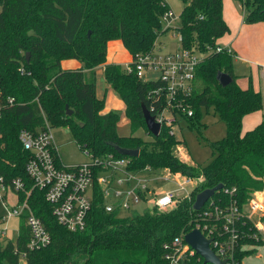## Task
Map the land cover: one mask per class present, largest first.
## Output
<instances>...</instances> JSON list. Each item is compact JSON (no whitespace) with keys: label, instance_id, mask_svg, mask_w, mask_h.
Listing matches in <instances>:
<instances>
[{"label":"trees","instance_id":"1","mask_svg":"<svg viewBox=\"0 0 264 264\" xmlns=\"http://www.w3.org/2000/svg\"><path fill=\"white\" fill-rule=\"evenodd\" d=\"M181 1L185 7L176 30L183 37L182 46L202 52L215 49L217 40L230 31L223 16L224 0ZM235 1L245 13V23L264 26V0ZM168 9L166 0H0V177L8 183L18 178L24 182L25 190L31 191V209L52 239L21 262L15 249L24 250L27 242L23 218L19 238L0 244V264H165L164 244L195 228L193 204L200 192L223 184L226 189L236 188L243 204L252 193L264 191V121L244 133L242 129L244 118L261 111L264 100L253 87L244 90L236 84L232 54L213 51L204 58L187 100L194 111L192 118H185L190 128L200 125L202 108H213L227 126L226 137L210 144L213 160L203 167L176 154L182 142L170 128L163 127L156 137L149 133L142 104L151 110L147 95L158 83H144L122 65L106 64L112 41H121L132 58L151 53L159 36L169 30H162V16ZM64 60H77L82 66L63 69ZM102 66L107 84L125 103L131 125L128 137L117 133L119 113H102L105 98L96 94V69ZM219 73L233 81L223 86ZM9 99H14L12 105ZM45 119L51 128H68L79 147L93 157H126L115 145L138 149V157H126L131 170L149 166L198 180L191 199L178 201L167 211L146 209L124 217L117 211L108 213L98 195L86 228L69 231L57 223L43 191L33 188L26 172L30 153L20 133L37 132ZM141 128L149 140L135 136ZM219 198L228 199L223 190L213 199ZM250 255L252 251L240 256Z\"/></svg>","mask_w":264,"mask_h":264},{"label":"built area","instance_id":"2","mask_svg":"<svg viewBox=\"0 0 264 264\" xmlns=\"http://www.w3.org/2000/svg\"><path fill=\"white\" fill-rule=\"evenodd\" d=\"M174 18L175 13L169 6L162 20ZM178 36L181 46L177 51L158 56L156 46L151 53L136 54L125 67L127 73L135 74L144 83H158V87L147 95L151 103L150 112L161 129L168 127L172 134H175L174 127L180 124V119L194 116L187 100L193 92L198 66L213 51L232 54L231 49L222 46H216L215 49L209 47L205 53L198 48L187 49L182 46L183 37L179 32ZM197 53L204 55L198 56ZM20 73L25 74L26 70L21 68ZM153 73L159 74L158 78H151ZM9 103L12 105L14 99H9ZM19 139L30 153L26 172L33 182V188L43 191L57 223L72 232L86 228L87 216L98 195L108 213H139L135 209L139 204H145V210L167 211L174 208L178 201L191 199L187 186L194 184L195 187L198 183L196 179L166 169L169 174L165 181L174 182L178 188L174 192L159 195L155 189L150 188L152 179L143 176L147 173L152 177L158 170L149 166L137 171L131 170L130 158H119L113 154L98 158L85 151L90 158L89 162L64 164L60 160L58 146L47 119L44 127L37 132L23 130ZM182 151L181 145L176 147L177 155ZM222 190L228 199L215 200L213 197L200 211H196L193 230H199L211 240L212 250L225 264H242V253H253L256 247H264V191L252 193L257 200L253 198L245 205L239 202L236 188ZM179 192L185 195L180 197ZM20 193L25 194L23 200L20 199ZM30 194L31 191L25 190L21 179L8 183L0 177V201L6 212L0 218V244L6 245L19 238L21 227L12 239L7 235L8 224L13 218H24L28 236L25 249H15L23 263L29 252L47 247L52 241L42 220L31 209L28 202ZM10 195L15 197V203L9 200ZM186 235L182 234L164 244L165 264H194L203 260L186 243Z\"/></svg>","mask_w":264,"mask_h":264},{"label":"rangeland","instance_id":"3","mask_svg":"<svg viewBox=\"0 0 264 264\" xmlns=\"http://www.w3.org/2000/svg\"><path fill=\"white\" fill-rule=\"evenodd\" d=\"M167 1L170 4V9L175 13V18L169 21L164 19L162 20V30H169L161 34L157 40L156 51L158 56H164L175 52L181 46L178 31L176 29L180 27V15L185 7V4L181 0ZM225 3L227 15L230 20L237 19V15L241 18V20L245 19V13L237 1L226 0ZM245 24L248 26V23ZM230 35L231 32L218 39L216 42L217 46L224 47L229 44L228 40ZM120 45L119 50L115 52L116 55L107 56V62L110 59H118L122 62L129 59L128 51ZM232 54L233 73L236 77V84L244 90L248 89L250 86L253 87L255 91H260L262 93L264 100V73L258 66L259 64L255 63V61H253L250 57L247 58L249 59V62H247L241 57L243 56L241 52H234ZM197 55L203 56L204 54L197 53ZM101 68L97 70L96 74V89L98 96L105 98V108L103 113H109L111 111L119 113L120 120L117 126V133L121 137H128L131 135V125L126 114L125 103L119 97L118 93L107 84L104 74L101 72ZM158 76L159 74L153 73L151 78L156 79ZM201 112L202 120L197 129L190 128L186 120L180 119V124L174 127V133L178 140L182 142L181 146L183 151L179 152L178 155H181L182 158L185 156L188 159V163L192 165L203 167L211 163L213 160V149L210 144L221 141L226 137L227 126L225 122L220 120L213 108L209 110L202 108ZM252 127L253 125L251 126L250 121L246 119V121L243 122V133L252 129ZM52 133L58 146L60 160L64 164L84 163L90 161V158L86 155L85 151L82 150L75 142L73 135L68 128H52ZM135 136L144 140L150 139L144 128L139 129L135 133ZM167 174H169V172L162 169L158 170L152 177L148 176L147 173H144L143 176L148 180L152 179L149 183L150 188L155 189V191L160 195L164 192H174L178 188L174 182L165 181ZM193 189L194 184L188 185V194L192 193ZM184 195L185 194H183V192H179L180 197H183ZM10 197L9 200L11 199ZM253 198L257 200V197L251 195L247 202H245V205H248ZM145 208V204H139L135 209L139 213H142ZM5 214V209L0 201V217L5 216ZM121 215L125 217L133 214L132 212H123ZM20 224L21 220L18 218H13L9 221L7 232L9 238L11 237L13 239L16 236L18 230L20 229ZM242 264H264V247H256L252 255L244 257Z\"/></svg>","mask_w":264,"mask_h":264},{"label":"crops","instance_id":"4","mask_svg":"<svg viewBox=\"0 0 264 264\" xmlns=\"http://www.w3.org/2000/svg\"><path fill=\"white\" fill-rule=\"evenodd\" d=\"M225 2H226V0H224L223 16H224L225 22L227 23V25L230 29L229 32H231V35H230V38L228 40L229 44L224 46V48L231 49L232 53L241 52V54L244 56V57L243 56H241V57L244 60H246L247 62H249L248 61L249 59H247V58H249V57L252 58V60L255 61V63L259 64L258 66L262 69V71L264 73V26H263V24H261V23L247 24L248 26H246L244 19L241 20V18H239L238 15H237V19L230 20L228 18V15H227ZM167 3L169 4L168 1H167ZM169 6H170V4H169ZM119 45L124 48L122 42L119 40L110 42L108 45V55L107 56L116 55L115 52L119 50ZM128 56H129L128 57L129 59H127L126 61L122 62L118 59H110L106 64H112V63L120 64L125 68L126 67L125 65L132 61V56L130 54ZM81 66H82V64L79 63L77 60H64L62 62V68L63 69H79V68H81ZM99 68H101V67H99ZM99 68L96 69V74H97V70ZM104 71H105V67L102 66V68H101L102 74H104ZM96 80H97V77H96ZM96 94H97V89H96ZM97 97L99 99H103V98L99 97L98 94H97ZM103 114H106V113H103ZM246 119L248 121H250L251 126L253 125L252 129L255 128L257 125L261 124L264 121V106H263V109L261 111L247 115L244 118L243 122L246 121ZM252 129H249V130H252ZM249 130H247V131H249ZM179 157L182 158L181 155ZM184 158H182V159L188 163V159L185 156H184ZM10 196L9 197L11 198L10 200L12 201V203H15V201H16L15 197L12 195H10Z\"/></svg>","mask_w":264,"mask_h":264},{"label":"water","instance_id":"5","mask_svg":"<svg viewBox=\"0 0 264 264\" xmlns=\"http://www.w3.org/2000/svg\"><path fill=\"white\" fill-rule=\"evenodd\" d=\"M27 60L29 62L30 54L26 55ZM218 79L223 86H227L230 84L233 79L227 74L219 73ZM67 108V115L71 116L73 111L70 110L69 106ZM142 112L145 119L146 127L150 134L153 136H158L161 132V125L156 122L155 117L151 114L150 110L146 107V105L142 104ZM115 150L126 157L135 158L139 156L138 149H128L120 146H113ZM224 188L223 184H219L218 186L206 189L200 192L195 199L193 204L194 211H200L205 204L215 196L216 192L221 191ZM185 241L188 245H190L199 256H201L204 260L205 264H225V261L220 260V258L215 254V252L211 248V240L207 239L199 230H192L185 236Z\"/></svg>","mask_w":264,"mask_h":264}]
</instances>
